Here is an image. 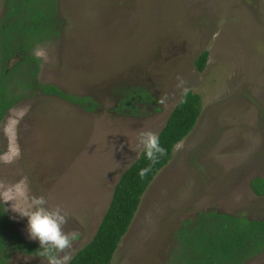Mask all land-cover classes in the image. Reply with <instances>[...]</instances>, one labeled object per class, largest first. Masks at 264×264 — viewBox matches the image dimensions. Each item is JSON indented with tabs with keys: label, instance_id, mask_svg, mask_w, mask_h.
<instances>
[{
	"label": "rangeland",
	"instance_id": "obj_1",
	"mask_svg": "<svg viewBox=\"0 0 264 264\" xmlns=\"http://www.w3.org/2000/svg\"><path fill=\"white\" fill-rule=\"evenodd\" d=\"M60 1L66 26L61 38L35 47L43 52L39 78L98 106L36 90L3 118L0 200L20 239L39 243L12 205L23 210L43 195L63 208L64 230L78 233L59 253L74 257L141 155L140 133L159 135L189 90L202 95V114L143 195L111 264H165L177 230L203 211L264 219V196L251 186L264 176V0ZM207 49L200 72L195 62ZM135 85L159 101L139 116L117 113L115 90ZM7 264L49 260L16 251ZM244 264H264V251Z\"/></svg>",
	"mask_w": 264,
	"mask_h": 264
},
{
	"label": "trees",
	"instance_id": "obj_2",
	"mask_svg": "<svg viewBox=\"0 0 264 264\" xmlns=\"http://www.w3.org/2000/svg\"><path fill=\"white\" fill-rule=\"evenodd\" d=\"M60 8V0L5 1L0 17V127L8 111L21 98L35 94L36 90L57 94L87 110L98 106L97 100L91 96L66 93L55 84L42 83L39 78L42 58L36 55L35 47L63 36L66 20ZM13 58L16 62L11 66ZM209 58L207 49L196 59L200 72L206 69ZM115 91L114 109L123 115H142L146 107L159 101L141 85L122 86ZM203 109L200 93L189 90L183 95L158 135L165 154L153 162L143 149L116 185L96 234L75 254L71 264L112 263L143 195L172 160L176 146L195 128ZM251 186L258 196H264V176L255 177ZM13 223L6 205L0 200V264H7L10 255L16 251L42 255L39 243L20 239ZM175 237L174 249L165 264H244L264 251V219L216 210L203 211L178 229Z\"/></svg>",
	"mask_w": 264,
	"mask_h": 264
},
{
	"label": "clouds",
	"instance_id": "obj_3",
	"mask_svg": "<svg viewBox=\"0 0 264 264\" xmlns=\"http://www.w3.org/2000/svg\"><path fill=\"white\" fill-rule=\"evenodd\" d=\"M36 55L42 56L43 52H37ZM138 144L143 147L146 157L153 162L166 151L160 145L158 135L151 131L140 133ZM12 207L21 217L27 218L29 238L39 242V251L48 258L49 264H71L73 259L71 252L63 256L59 253L71 248L78 233H69L64 230L67 216L62 207L48 206V200L43 195L31 197L30 203L23 210L15 208L14 205Z\"/></svg>",
	"mask_w": 264,
	"mask_h": 264
}]
</instances>
